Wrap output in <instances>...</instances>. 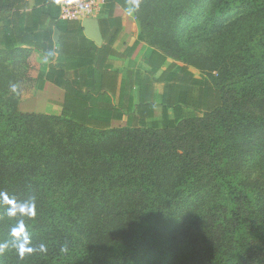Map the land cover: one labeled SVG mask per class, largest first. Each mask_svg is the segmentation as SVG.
I'll list each match as a JSON object with an SVG mask.
<instances>
[{
  "label": "trees",
  "instance_id": "1",
  "mask_svg": "<svg viewBox=\"0 0 264 264\" xmlns=\"http://www.w3.org/2000/svg\"><path fill=\"white\" fill-rule=\"evenodd\" d=\"M28 1L0 0V264H264V0H180L175 31L210 60L184 52L207 73L170 81L203 112L162 130L19 112L16 72L51 48L38 32L58 4Z\"/></svg>",
  "mask_w": 264,
  "mask_h": 264
},
{
  "label": "crops",
  "instance_id": "2",
  "mask_svg": "<svg viewBox=\"0 0 264 264\" xmlns=\"http://www.w3.org/2000/svg\"><path fill=\"white\" fill-rule=\"evenodd\" d=\"M28 5L29 12L33 1ZM44 10L47 14L38 36L50 35L52 46L48 52L43 51L44 43L39 39L38 49L27 48L32 51L38 72L46 75L53 69L57 83L45 80L34 88L18 103L19 112L76 115L86 123L102 122L104 126H91L101 130H162L202 114V110L185 104V99L190 101L189 93L183 91L185 85L170 81L175 75L189 79L188 74L200 79V74L189 67L188 74L180 71L186 66L152 41L151 29L138 25L127 5L105 0L95 27H83L81 23L55 27L53 23L59 20L57 2Z\"/></svg>",
  "mask_w": 264,
  "mask_h": 264
},
{
  "label": "rangeland",
  "instance_id": "3",
  "mask_svg": "<svg viewBox=\"0 0 264 264\" xmlns=\"http://www.w3.org/2000/svg\"><path fill=\"white\" fill-rule=\"evenodd\" d=\"M180 2V5H177L176 2H172L171 0H138L137 4H135V9L140 15L142 21L141 23L138 22V25L142 26H149L153 28H159L161 29V33L167 32V41L171 44H176L177 48L180 49L177 54H179L178 58H176V61L184 64L185 66L193 69L198 74H206V64L201 63L199 60H205L209 61V58H206L205 51L199 49L194 50L189 44H185L184 40L185 37L179 38V32L175 31L176 29V20L179 15V13H182L183 8H186L185 2ZM138 21V20H137ZM191 50L192 52H196L197 54L202 53L201 57H198L196 60L194 59V56L190 55L189 58L186 59L182 54L184 52H187ZM182 58H181V56ZM31 65H28V69L25 70L23 73H17L16 77L18 82L17 85H13V91H15V88L20 89L18 91L19 93H22L21 101L25 100L27 97H29L32 94L33 91V84L29 83L27 79H35L37 70V63L34 59V56L31 55V57L28 60ZM215 73H213L214 75ZM215 76V75H214ZM11 90V91H12ZM26 92H28L26 94Z\"/></svg>",
  "mask_w": 264,
  "mask_h": 264
},
{
  "label": "built area",
  "instance_id": "4",
  "mask_svg": "<svg viewBox=\"0 0 264 264\" xmlns=\"http://www.w3.org/2000/svg\"><path fill=\"white\" fill-rule=\"evenodd\" d=\"M59 19L82 23L84 20L96 19L105 0H57Z\"/></svg>",
  "mask_w": 264,
  "mask_h": 264
},
{
  "label": "water",
  "instance_id": "5",
  "mask_svg": "<svg viewBox=\"0 0 264 264\" xmlns=\"http://www.w3.org/2000/svg\"><path fill=\"white\" fill-rule=\"evenodd\" d=\"M81 24L83 27H95L98 25V20L97 19L84 20L82 21Z\"/></svg>",
  "mask_w": 264,
  "mask_h": 264
}]
</instances>
